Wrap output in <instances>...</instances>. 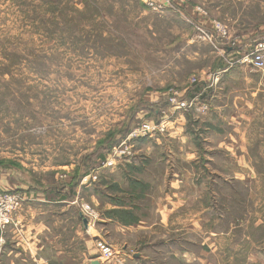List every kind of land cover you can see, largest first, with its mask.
Wrapping results in <instances>:
<instances>
[{
  "label": "rangeland",
  "instance_id": "1",
  "mask_svg": "<svg viewBox=\"0 0 264 264\" xmlns=\"http://www.w3.org/2000/svg\"><path fill=\"white\" fill-rule=\"evenodd\" d=\"M164 3L0 0V180L66 183L77 196L88 178L81 215L93 229L131 230L103 229L116 254L103 264H264V93L259 109L253 89L222 91L221 80V95L188 113L168 101L203 90L219 60L197 27L220 42L219 22L233 42H260L264 0ZM163 113L165 131L145 134ZM176 127L186 140L170 138ZM181 144L195 146L194 167ZM96 192L116 209L100 211Z\"/></svg>",
  "mask_w": 264,
  "mask_h": 264
},
{
  "label": "crops",
  "instance_id": "2",
  "mask_svg": "<svg viewBox=\"0 0 264 264\" xmlns=\"http://www.w3.org/2000/svg\"><path fill=\"white\" fill-rule=\"evenodd\" d=\"M211 28L213 30V23ZM258 40V37L250 38L243 42H233L232 37L230 41L220 40L218 46H216L219 51V60L214 66V72L213 74L205 75L204 84H201V86L204 85V89L194 93L191 98L197 94L205 97V93H207L212 95L211 100H216L217 96L221 95L218 92L220 88L216 87V85L223 80L220 85L222 91L231 92V88L235 89L236 85L241 90L247 88V86L249 89H253L254 92L250 96L254 98V101L259 102L260 109L259 98L264 93V76L259 73H254V75L247 66L236 63L247 53L251 46L250 44H254ZM231 43H234L235 47L231 48ZM182 93L183 97L186 98L185 92ZM190 94H192V91L187 92V95ZM222 95L224 98L225 94L223 93ZM250 96L242 91L239 98L236 99L239 102H245L251 99ZM208 97L209 95H206L205 100ZM244 117L246 118V115ZM181 132L182 129L173 128L170 132V138H175V136L179 135L181 141L182 139L186 140L184 136L182 137ZM159 144L157 143L158 146ZM165 147L167 151H173L172 145L166 144ZM178 149V152L181 153L190 151L189 157L191 159L188 158L192 160L190 165L191 167H194V164L197 165L194 161L199 158V155L196 153L195 146L181 144ZM151 151V148L145 150L148 154ZM183 157H185V154L180 155L182 160ZM170 158L178 159V156ZM172 167L174 168L172 178L169 177L168 169L165 170L164 178L166 181L170 179L174 183L179 174L177 172L178 167L174 165ZM2 177L1 175L0 179ZM87 179L81 180L78 190L75 191L77 196L71 193V187L66 183L62 184V186L57 184L58 186L56 187L55 182L53 184L43 182L39 184L37 182L34 185L29 182L4 183V180H0V192L18 193L25 199L22 210L18 212L15 218L17 226L9 228L4 235L0 234V239H3V243H0V264H92L94 261H99L103 264L95 247V241L105 240L103 229L116 228L117 232L123 236H126L131 230L126 227L121 228L113 223L112 220H106L107 223L102 222L101 225L105 224L107 226L100 225V229H93L88 224H84L85 218L81 215V210L78 207L80 204L78 198L79 192L86 190L91 185ZM55 180L57 179L55 178ZM94 199L99 204V209L102 212L116 209L98 192L95 193ZM164 209L162 206L158 207L159 214Z\"/></svg>",
  "mask_w": 264,
  "mask_h": 264
},
{
  "label": "built area",
  "instance_id": "3",
  "mask_svg": "<svg viewBox=\"0 0 264 264\" xmlns=\"http://www.w3.org/2000/svg\"><path fill=\"white\" fill-rule=\"evenodd\" d=\"M147 1L150 3L151 0ZM189 1L190 0H164V5L173 4L183 6L186 5ZM150 6L153 7V4L151 3ZM213 30L216 31V33L218 34V39L222 41H230L231 37L229 35V32L227 31V28L221 23L214 22ZM196 31L200 40L208 42L212 45H216L219 43L217 37L213 36V34L209 33L205 29L197 27ZM230 47H235V44L231 43ZM236 63L239 65L247 66L249 69L256 73L264 72V40L260 42L257 41L256 43L251 45L247 50V53L238 61H236ZM193 83L197 84L198 81L195 79L193 80ZM200 98L201 96L197 94L192 99H186L183 97L182 92L173 91L170 93L168 101L172 105V107L175 108V110L185 111L186 113H188L192 111L193 108H197ZM206 110L207 105H202L199 108L200 112H206ZM165 115L166 113H163L164 117H162L161 121L158 123V125H156V127L148 126L146 129L144 128V133L146 134L147 132H151V130L154 131L157 129H159L160 131H165V121L167 119V116ZM122 154H124V152H122ZM106 165L112 167L114 163L113 161H108ZM24 204V197L18 193L0 192V234L4 235L9 228L17 226L15 223V218L18 212L22 210ZM87 209V207L82 206L83 211H87ZM85 219L88 221V225L92 227L90 221L91 219ZM0 243H3V239H0ZM97 248L99 250L101 258L100 260H111L116 255L114 246H111L104 240H99L97 242Z\"/></svg>",
  "mask_w": 264,
  "mask_h": 264
},
{
  "label": "trees",
  "instance_id": "4",
  "mask_svg": "<svg viewBox=\"0 0 264 264\" xmlns=\"http://www.w3.org/2000/svg\"><path fill=\"white\" fill-rule=\"evenodd\" d=\"M192 90H194V89L192 88V89H191V91H192ZM199 92H200V91H199ZM197 93H198V92H197ZM202 98H203V100L205 99V97H204V96H202ZM155 113H156V116H158V115H159V113H158V112H155ZM158 118H159V116H158ZM111 148H112V147H109V151H111ZM102 158H103V159H105V156H103ZM89 174H90V173H88V174H87V175H85V176H88ZM80 182H81V181H80ZM80 182H79V183H77V185H78V186H77V185H75V184H73V187H74V186H77V187H79V184H80ZM73 187H72V188H73Z\"/></svg>",
  "mask_w": 264,
  "mask_h": 264
},
{
  "label": "water",
  "instance_id": "5",
  "mask_svg": "<svg viewBox=\"0 0 264 264\" xmlns=\"http://www.w3.org/2000/svg\"><path fill=\"white\" fill-rule=\"evenodd\" d=\"M84 224L87 225L88 224V221L85 219L84 220ZM92 264H101L99 261H94L92 262Z\"/></svg>",
  "mask_w": 264,
  "mask_h": 264
}]
</instances>
